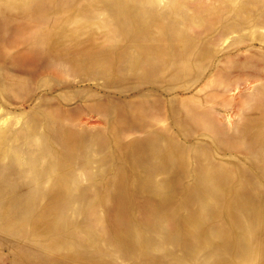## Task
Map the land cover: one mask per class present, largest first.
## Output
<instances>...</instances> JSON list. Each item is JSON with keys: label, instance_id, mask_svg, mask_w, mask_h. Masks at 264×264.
<instances>
[{"label": "rangeland", "instance_id": "374dc122", "mask_svg": "<svg viewBox=\"0 0 264 264\" xmlns=\"http://www.w3.org/2000/svg\"><path fill=\"white\" fill-rule=\"evenodd\" d=\"M0 264H264V0H0Z\"/></svg>", "mask_w": 264, "mask_h": 264}]
</instances>
